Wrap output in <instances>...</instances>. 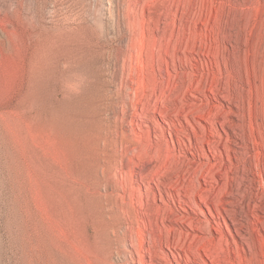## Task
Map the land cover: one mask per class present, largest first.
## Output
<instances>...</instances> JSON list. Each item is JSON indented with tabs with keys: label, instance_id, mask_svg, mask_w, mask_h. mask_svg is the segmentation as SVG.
Masks as SVG:
<instances>
[{
	"label": "rangeland",
	"instance_id": "1",
	"mask_svg": "<svg viewBox=\"0 0 264 264\" xmlns=\"http://www.w3.org/2000/svg\"><path fill=\"white\" fill-rule=\"evenodd\" d=\"M112 1L0 0V264L95 262L103 213L115 264L141 235L147 264H264V0ZM97 102L101 157L69 140Z\"/></svg>",
	"mask_w": 264,
	"mask_h": 264
},
{
	"label": "bare ground",
	"instance_id": "2",
	"mask_svg": "<svg viewBox=\"0 0 264 264\" xmlns=\"http://www.w3.org/2000/svg\"><path fill=\"white\" fill-rule=\"evenodd\" d=\"M114 1V0H113ZM112 1V2H113ZM140 1V0H139ZM145 1V0H144ZM130 3V2H129ZM133 4H134V2H133ZM136 4V3H135ZM140 4V3H139ZM144 4H145V2H144ZM123 5V4H122ZM106 6V5H105ZM110 6H112L111 4H110ZM129 6V5H128ZM104 7V6H103ZM126 7V6H125ZM130 7V6H129ZM108 8V7H107ZM112 8V7H111ZM124 8V7H123ZM142 8H144V7H142ZM104 9V8H103ZM109 9V8H108ZM113 9V8H112ZM85 10V9H84ZM130 10V9H129ZM128 10V11H129ZM132 10H133V8H132ZM135 10V9H134ZM92 11V10H91ZM130 12V11H129ZM132 12V11H131ZM96 13V12H95ZM121 13V12H120ZM89 14H90V12H89ZM105 14V13H104ZM104 14H103V16H104ZM128 14V13H127ZM131 14V13H130ZM134 14V13H133ZM83 15V14H82ZM100 15V14H99ZM111 15V14H110ZM98 17V16H97ZM83 18V17H82ZM101 17H99V19H100ZM109 18V17H108ZM128 18V17H127ZM102 19V18H101ZM100 19V20H101ZM112 19V18H111ZM130 20V19H129ZM128 20V21H129ZM132 20V19H131ZM134 20H135V17H134ZM133 20V21H134ZM138 20H139V18H138ZM137 20V21H138ZM83 21V20H82ZM95 21H96V19H95ZM94 21V22H95ZM104 21V20H103ZM112 21V20H111ZM113 22V21H112ZM140 22V20L138 21V23ZM82 23V22H81ZM95 23H97V22H95ZM129 23H131V22H129ZM99 24V23H98ZM134 25H136V22L135 23H133ZM120 25V24H119ZM111 26V25H110ZM118 26V25H117ZM130 26H132L131 24H130ZM100 27V26H99ZM109 27V26H108ZM118 28V27H117ZM132 29H133V27H132ZM133 30H135V28L133 29ZM111 31V30H110ZM115 31V30H114ZM132 31V30H131ZM132 33H133V31H132ZM88 34V33H87ZM91 34V33H90ZM117 34V33H116ZM71 35H73V34H71ZM85 35V34H84ZM62 36H66L65 34L64 35H62ZM68 36H69V34H68ZM77 35H74V38H71V40H73V44H76V43H74L75 41H74V39H75V37H76ZM79 36V35H78ZM87 36V35H86ZM85 36V37H86ZM91 36V35H90ZM93 36H94V33H93ZM130 36H131V34H130ZM67 37V36H66ZM66 37H65V39H66ZM80 37H81V35H80ZM79 37V38H80ZM88 37H89V35H88ZM92 37V36H91ZM91 37H89V38H91ZM95 37H98V36H95ZM101 37V36H100ZM131 37H133V36H131ZM63 37H61V39H62ZM82 38V37H81ZM84 38V37H83ZM94 38V37H93ZM93 38H91V39H93ZM126 38H128V37H126ZM134 39H135V37H133ZM136 38H137V36H136ZM57 40H58V38H56ZM60 39V38H59ZM60 39V40H61ZM77 39H78V37H77ZM85 39V38H84ZM83 39V40H84ZM131 39V38H130ZM62 40H64V39H62ZM82 40V41H83ZM89 40V39H88ZM96 40V39H95ZM132 40V39H131ZM131 40H128V42H130ZM59 41V40H58ZM66 41H67V39H66ZM69 41H70V39H69ZM79 41V40H78ZM85 41V40H84ZM91 41V40H90ZM100 41H101V39H100ZM135 41V40H134ZM134 41H133V43H134ZM54 42V41H53ZM86 43L88 42V41H85ZM94 43V41H91V42H89V43ZM108 42H109V40H108ZM47 43V42H46ZM55 43H56V41H55ZM55 43L54 44H52V46L53 45H55ZM58 43V42H57ZM60 43H62V42H60ZM64 43L65 42H63V45H61V47L62 46H64V47H66L65 45H64ZM70 43V42H69ZM80 43H81V40H80ZM89 43H87L86 44V46L89 44ZM66 44H68V42H66ZM78 44V43H77ZM81 44H83V42L81 43ZM58 45V44H57ZM56 45V46H57ZM60 45H58V46H60ZM83 45H85V44H83ZM82 45V46H83ZM97 45V44H96ZM101 45V44H100ZM127 45V44H126ZM130 45H132L131 43L129 44V45H127L126 46V48L127 47H129ZM134 45V44H133ZM142 45H144L143 43L141 44V47H142ZM46 46V45H45ZM56 46H55V48H56ZM79 47H80V45H78ZM77 46V47H78ZM93 46H94V44H93ZM93 46H91V47H93ZM98 46V45H97ZM108 46H110V45H108ZM70 47H72V46H70L69 45V49H70ZM73 47H74V45H73ZM72 47V48H73ZM76 47V46H75ZM75 47H74V49H75ZM85 47V46H84ZM90 47V48H91ZM102 47V46H101ZM100 47V48H101ZM121 47H123L122 45H121ZM132 47V46H131ZM68 48V46L66 47V49ZM106 48V47H105ZM118 48V47H117ZM133 48V47H132ZM52 49V48H51ZM54 49V48H53ZM82 49V48H81ZM86 49V48H85ZM84 49V50H85ZM87 49H89V47L87 48ZM86 49V50H87ZM92 49V48H91ZM91 49H90V51H91ZM125 49V48H124ZM140 49H143V47L142 48H140ZM57 50V49H56ZM62 50V49H61ZM72 50V49H71ZM71 50L69 51V52H71ZM78 50H79V48H78ZM83 50V49H82ZM81 50V51H82ZM83 50V51H84ZM95 50H97L96 48H95ZM99 50H103V49H99ZM132 51H133V49H131ZM58 51V50H57ZM60 51V50H59ZM63 52H65V50H62ZM80 51V50H79ZM82 51V53H84ZM120 51V50H119ZM123 51V50H122ZM121 51V52H122ZM141 51H143V50H141ZM53 52V51H52ZM61 52V51H60ZM63 52H62V54H63ZM66 52H68V50L66 51ZM65 52V53H66ZM74 52V50H72V53ZM94 52V51H93ZM105 52H106V50H105ZM126 52V51H125ZM57 53V52H56ZM55 53V54H56ZM72 53H71V55H72ZM75 53H76V50H75ZM74 53V54H75ZM78 53V52H77ZM80 53V52H79ZM86 53V52H85ZM96 53V52H95ZM98 54H99V52H97ZM130 53H131V51H130ZM129 53V54H130ZM49 54H50V52H49ZM88 54H90V52L88 53ZM87 54V56H88V59H89V55ZM94 53H92V55H93ZM101 54H103L102 52H101ZM127 54H128V51H127ZM128 54V55H129ZM78 55V54H77ZM96 55V54H95ZM105 56L104 57H106V55L107 54H104ZM108 55H110V54H108ZM121 55V54H120ZM119 55V56H120ZM132 56H133V54H131ZM140 55H141V53H140ZM56 56V55H55ZM65 56V55H64ZM64 56H63V58H64ZM67 56H68V54L65 56L66 58H67ZM69 56H70V53H69ZM73 56V55H72ZM81 56L82 55H80V61L82 62V58H81ZM83 56H85V55H83ZM86 56V57H87ZM94 56V55H93ZM100 56H102V55H100L99 54V57ZM111 56V55H110ZM115 57L114 58H116V56L117 55H114ZM123 56V55H122ZM121 56V58H123ZM52 57H53V55H52ZM61 57V56H60ZM71 57V56H70ZM96 57V56H95ZM98 57V58H99ZM112 57H113V55H112ZM130 56H128V58H129ZM56 57H54V59H55ZM58 59H59V52H58V57H57ZM56 58V60L55 61H57L58 59ZM63 58H60V59H63ZM77 58H78V56H77ZM76 58V59H77ZM124 58H126V55H125V57ZM131 58V57H130ZM129 58V59H130ZM47 59H48V57H47ZM50 59V58H49ZM48 59V60H49ZM69 60H71L70 58H68ZM74 59H75V55H74ZM84 59H85V57H84ZM90 59H92L91 57H90ZM107 58H105V60H106ZM117 59V58H116ZM51 60H53V58H51ZM73 60V59H72ZM72 60L70 61V62H72ZM77 60H79V59H77ZM104 60V61H105ZM111 60V59H110ZM113 60V59H112ZM115 60V59H114ZM40 61V60H39ZM61 61V60H60ZM60 61H58V63L60 62ZM67 61V60H66ZM76 61V60H75ZM79 61V62H80ZM98 61V60H97ZM101 61H103V60H101ZM116 61V60H115ZM123 61H124V63H123ZM123 61H122V63H123V69L122 70H120V71H118V72H120V79H121V87L122 88H125V87H129V86H131V84H130V81L128 80V78H127V76H126V66H128L127 65V63L129 62V61H127V63H126V60H124L123 59ZM43 62V61H42ZM42 62H41V64H42ZM45 62L47 63L48 61H46L45 60ZM45 62L43 63L44 64V66H45ZM54 62V61H53ZM53 62H52V64H53ZM69 62V63H70ZM80 62V63H81ZM38 63V62H37ZM49 63V62H48ZM50 63H51V61H50ZM49 63V64H50ZM76 63H78L77 61H76ZM106 63V62H105ZM140 63H141V60H140ZM39 64V63H38ZM48 64V65H49ZM70 64H72V63H70ZM69 64V65H70ZM109 64V63H108ZM40 65V64H39ZM47 65V64H46ZM47 65V66H48ZM54 65V64H53ZM57 65V64H56ZM104 65V64H103ZM122 65V64H121ZM47 66H46V69H47ZM52 66V65H51ZM55 66V65H54ZM52 67V68H55V67ZM67 67V63L66 64H64V67ZM101 66V65H100ZM106 66V65H105ZM69 67V66H68ZM70 67H71V65H70ZM69 67V68H70ZM98 68H99V65H98ZM105 69H106V67H104ZM118 68H120V67H118ZM121 68H122V66H121ZM56 69V68H55ZM64 69H66V68H64ZM109 69H110V67H109ZM51 70V69H50ZM53 70V69H52ZM102 70V69H101ZM104 70V69H103ZM103 70H102V72H103ZM111 70H112V68H111ZM115 70H116V68H115ZM114 70V71H115ZM112 72V71H111ZM99 73V72H98ZM97 73V75H99ZM116 73V72H115ZM102 74V73H101ZM95 76H96V74H94ZM100 76V75H99ZM99 76H96V77H99ZM115 76H116V74H115ZM114 77V76H113ZM112 77V78H113ZM97 79V81L99 80L98 78H96ZM101 79H102V76H101ZM69 80V79H68ZM67 80V81H68ZM74 81V80H73ZM100 81V80H99ZM69 82H70V80H69ZM79 82V81H78ZM71 83H73L72 81H71ZM76 83V82H75ZM82 83V81L78 84V85H80ZM67 84H68V82H67ZM104 84V83H103ZM120 85V84H119ZM68 86H70L69 84L67 85V87ZM72 86V85H71ZM82 86V85H81ZM101 86H103V85H100V83L98 84V88H100ZM66 87V88H67ZM74 87H75V84H74ZM80 87V86H79ZM78 86H77V88L75 87V89H78L79 88ZM141 87L142 86H140V88H139V91H140V89H141ZM69 88V87H68ZM118 88H120V87H118ZM71 89V88H70ZM68 90V89H67ZM66 90V92H68V95H70L71 93H72V91L74 90H71V93L69 94V91H67ZM77 91V90H76ZM79 91V90H78ZM74 92V91H73ZM78 93V92H77ZM136 94H138V92H136ZM140 94V93H139ZM67 95V94H66ZM141 95V94H140ZM66 98H67V101H68V99H69V97L68 96H65ZM65 98V99H66ZM67 103V102H66ZM97 104L98 105H96L92 110H91V112L89 113V115L87 116V118L85 119V120H83L82 122H81V126H75L74 127V130H73V133H72V136L69 138V140L70 141H74V142H76V143H80V142H85V143H92L94 146H95V148H96V154L99 156V157H101V155H99L100 153H102L105 149H103V146L106 144L107 145V143H108V141L109 140H111V133L113 132V129H112V124L109 122V121H105L104 120V118H103V111H102V107H101V105L99 104V102H97ZM64 105H65V102H64ZM67 106V105H66ZM48 109V108H47ZM48 112V111H47ZM49 113V112H48ZM64 116H65V113H64ZM63 116V117H64ZM49 117V116H48ZM67 120V118H64V120ZM63 120V121H64ZM65 120V122H66V124H65V128H64V130H65V132H66V135L68 134V133H70V135H71V131L68 129V122ZM50 121V120H49ZM64 122V123H65ZM63 123V124H64ZM50 126V128H52L51 127V124L49 125ZM64 126V125H63ZM84 126H87L88 128H85ZM53 129V128H52ZM51 129V130H52ZM51 133H52V131H51ZM65 135V136H66ZM113 136V135H112ZM113 141V140H112ZM109 143H111V142H109ZM108 143V144H109ZM105 148V147H104ZM107 148H108V145H107ZM51 166H52V164H51ZM48 168H53V167H48ZM55 170V169H54ZM53 169H52V171H54ZM51 171H49V173H50ZM48 173V174H49ZM54 173V172H53ZM50 175H51V173H50ZM54 176H56V174H54ZM53 176V177H54ZM57 178V179H56ZM55 179L58 181V179H59V177H56ZM61 181H62V178H61ZM63 181H64V179H63ZM59 182V181H58ZM61 183V182H60ZM63 184V183H62ZM62 184H60V186H62ZM66 184V183H65ZM70 185V184H69ZM72 185V184H71ZM70 185V186H71ZM74 185V184H73ZM73 185H72V187H73ZM75 186V185H74ZM64 188H65V185H64ZM78 187H73V189H72V192H74L76 189H77ZM71 189V188H70ZM63 190H65L66 192L65 193H67V190L66 189H63ZM83 214H81L80 215V217L82 216ZM84 216V215H83ZM102 216H103V218H102ZM105 216V214L103 213V214H98V215H95V216H93L92 218H88V216L86 217V218H84L83 220H82V218H80L82 221H84V230L86 231L85 233L87 234H85L83 231L84 230H81L82 229V221L81 220H78L79 222H80V224H81V227H79V228H81V229H79V231L81 230L87 237H88V239L87 240H92L91 242H92V245L91 244H88L89 243V241H88V245H87V247H89V245L92 247V252L94 251V253H91L89 250V252L91 253V254H88V253H86L87 254V256L88 255H94V257H96L95 259L97 260V261H95V262H97V263H95L94 262V259H92L93 260V262H92V260H90L92 257L91 256H89L90 257V259L87 257V256H83V255H81V256H83V258H81V260H83L84 259V257L85 258H88V259H86V262H87V264H110V263H114L113 262V260L111 261V262H109L108 260H109V258H111V256L113 257V255L112 254H110L111 253V251H112V249L110 248V250H109V248H108V250L110 251V253L108 254V251H107V255H111L110 257H108L107 255H106V244L104 245V243H105V241L103 240V239H107L106 238V236H111V234L109 233V231H111V230H108V231H106L105 229V226L104 225H102V224H104V217ZM73 217V216H72ZM85 217V216H84ZM88 218V219H87ZM72 220V219H71ZM108 220V219H107ZM106 220V221H107ZM76 222V221H75ZM89 222H91V223H89ZM106 223V222H105ZM90 224H91V226H93V231H94V234L92 235V237L93 238H91V233L89 234V231H88V227L87 226H90ZM99 224H101V226L103 227L104 226V228L102 229V227L100 228V225ZM107 224V226L108 227H110L113 223H110L111 225H109V223H106ZM105 224V225H106ZM75 225H77V224H75ZM106 226V227H107ZM76 227V226H75ZM115 227V226H114ZM51 228V227H50ZM77 228V227H76ZM92 228V227H91ZM113 228V227H112ZM115 228H117V227H115ZM166 228H169V229H171V227H169V226H167L166 225ZM108 229V228H107ZM50 230V229H49ZM77 231H78V229H77ZM78 231V232H79ZM81 231L79 232V233H81ZM92 231V232H93ZM117 231V230H116ZM47 232H50V231H47ZM76 232V231H75ZM91 232V231H90ZM142 232V230H140V233ZM78 233V234H79ZM112 233V232H111ZM116 233V232H115ZM50 234V233H49ZM82 234V233H81ZM80 235V234H79ZM113 235V234H112ZM77 236V235H76ZM115 236V235H114ZM113 236V237H114ZM86 237V238H87ZM112 237V238H113ZM91 238V239H90ZM108 238H110V237H108ZM111 238V239H112ZM155 238H157V236L155 237ZM73 239V238H72ZM114 239H116V238H114ZM114 239H113V241L112 242H114ZM110 240V239H109ZM75 241V240H74ZM74 241H72V242H74ZM68 243H70V242H68ZM75 244V243H74ZM73 244V245H74ZM107 244H108V242H107ZM113 244V243H112ZM112 244H109V246L108 247H110ZM72 245V244H71ZM69 246L70 248L71 247H73V246ZM76 245V244H75ZM134 246L136 247V253L139 255V259L137 260V261H135L137 264H147V260H146V247H145V238H144V236L143 235H141L140 236V241H139V246H136V244L134 243ZM68 247V246H67ZM68 247V248H69ZM47 248V247H46ZM65 248V247H64ZM67 248V249H68ZM75 248H76V246H75ZM49 249V248H48ZM78 248H76V249H74V247L71 249V251H73L74 250V252H79L78 250H77ZM47 250V249H46ZM45 250V253L47 252V254H49V253H51V251H49V253H48V250L46 251ZM50 250V249H49ZM69 250V249H68ZM75 250H77V251H75ZM71 251H69V252H71ZM87 251V252H88ZM64 252V251H63ZM68 252V251H67ZM67 252H65V254H68ZM73 252V253H74ZM73 253H69L68 254V256H64V259L65 258H68V260L67 261H65L64 262V264H83V261H80L79 260V258L80 257H78V259H76V256L74 257V255H72ZM122 253V252H121ZM124 253V252H123ZM132 253V252H131ZM75 254V253H74ZM77 254H79L80 255V253H77ZM120 254V253H119ZM76 255V254H75ZM92 255V256H93ZM78 256V255H77ZM126 256V255H125ZM125 256H124V261H125ZM47 257V256H46ZM51 256H50V254H49V258H50ZM108 257V258H107ZM127 257V256H126ZM133 257V256H132ZM48 258V259H49ZM135 258V257H134ZM47 259V264H48V262H49V260ZM63 259V260H64ZM79 260V261H78ZM90 260V261H89ZM123 261V262H124ZM132 261H134V259L132 260ZM46 262V261H45ZM85 262V261H84ZM86 262L84 263V264H86ZM127 262V261H126ZM134 262V263H135ZM46 264V263H45ZM115 264V263H114ZM129 264V263H128ZM148 264H157L155 261H154V259L153 258H151L150 259V261H149V263ZM170 264H173L172 263V261H170Z\"/></svg>",
	"mask_w": 264,
	"mask_h": 264
}]
</instances>
